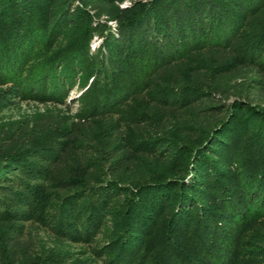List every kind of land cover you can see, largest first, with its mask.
I'll return each instance as SVG.
<instances>
[{
	"label": "trees",
	"instance_id": "trees-1",
	"mask_svg": "<svg viewBox=\"0 0 264 264\" xmlns=\"http://www.w3.org/2000/svg\"><path fill=\"white\" fill-rule=\"evenodd\" d=\"M121 1L0 0V70L6 74L1 76L9 72L16 75L28 54L40 45L47 46L63 26L75 27L82 19L85 30L99 32L102 17L116 22V27H108L102 35L106 43L98 75H104L107 86L97 93L94 107L85 118L56 128V138L50 140L48 135L47 143L38 140L19 144L18 135L0 133V264L58 263L55 255L41 253L46 249L37 234L27 232L25 220L39 222L55 238L67 242L95 239L105 223L111 222L110 240L99 251L107 263L100 264H209L214 260L235 264L241 256L233 231L235 221L264 216V0H132L129 6L120 7ZM83 51L76 47L49 64L64 63L60 70H50L47 65L40 69V81L49 80L54 85L46 88L49 98L54 99L59 84L71 80V70L77 68L76 56ZM104 63L109 64L108 74H101ZM197 64L202 71L209 67L210 77L214 73V78L224 83L215 91L207 87L198 91L192 81L198 77ZM203 76L199 79L204 81ZM151 77L155 80L148 81ZM150 85L159 88L147 90L148 100L166 118L171 112L172 117H178L182 112L179 109L199 104L196 114L206 116L205 122L212 124L209 131L202 129L199 134L206 132V136L214 137L209 143H217L221 154L236 153L243 144L238 152L244 151L247 160L235 168L212 164L208 158L203 161L205 156L197 152L186 183L187 189L208 185L220 196L216 202L223 204L227 215L213 208L214 202L208 199L201 201L202 207L190 200L182 206L166 203L167 190L159 186L150 188L151 195L143 199V206L139 205L142 211L128 205L123 217L110 221L105 200L119 190L114 185L99 184L95 180L97 172L85 160L91 146L96 144L97 148L99 143L90 135L93 120L112 114V108L129 101L127 95ZM164 146L160 144V150ZM175 148L167 149L165 155L173 156ZM157 178L164 179L159 176L152 180ZM49 182L69 192L59 205L60 212H48L42 218L40 200ZM196 193L200 196V190ZM167 206L172 207L174 228L185 226L183 236L197 253H187L173 241L163 239L164 235L156 245L147 242L144 246L145 241L137 238L133 229L137 216L141 215L140 223L147 226L148 215L161 213ZM201 216L219 224L220 233L205 231L207 223ZM226 216L234 224L228 231L221 228L219 219L226 220ZM39 217L45 218L43 222L35 220ZM123 223L131 229L121 234ZM13 224L20 226L12 229ZM258 242L254 243L258 247L254 252L264 256V244ZM159 248L150 263L143 262L151 250Z\"/></svg>",
	"mask_w": 264,
	"mask_h": 264
},
{
	"label": "rangeland",
	"instance_id": "rangeland-1",
	"mask_svg": "<svg viewBox=\"0 0 264 264\" xmlns=\"http://www.w3.org/2000/svg\"><path fill=\"white\" fill-rule=\"evenodd\" d=\"M131 1L122 0L120 7L129 6ZM81 20L75 27L67 29L63 26L47 46L40 45L33 49L19 66L16 75L10 72L7 76H1L0 74V133L18 135L21 140L20 143L17 140L19 144L23 142L31 143V141L32 144L38 143V140L47 143L48 139L56 138V132H54L56 128L67 127L71 122H77L85 118L93 109L97 93L105 90L107 86L104 82V75H98L99 58L101 52L105 50L106 43L102 35L106 33L108 27H116V22L102 17L100 20L104 22V25L102 24L100 26L102 29L96 32L95 30H85L84 22H80ZM76 47L84 50L81 53L78 52L79 54L76 56L80 64L78 60H75L77 68L71 70V80L59 84L60 87L58 86L54 99L49 98L47 96L48 89L46 88H51L54 85L49 80L40 81L43 80L39 76L40 69L45 65L50 70H60L59 66L62 69L64 63L58 62L56 65H52L53 67L49 64L54 63L55 60L65 56L68 52L71 53ZM105 63L101 66V74H108L106 70L109 68V64ZM199 67L200 65L197 64V79L192 80L197 85L198 91H203L204 87H207L210 91H215L219 84L224 83L221 78H214V73L211 74L212 78L210 77L209 67L202 68L201 66L203 71ZM174 71L177 72V70ZM182 72L186 73L187 69H183ZM0 73L5 74V71L0 70ZM46 75L49 74L45 73ZM201 75H204V81L199 79ZM151 79L155 80L154 77H151L148 81H151ZM200 81L204 86L200 84ZM39 84L41 85L38 86ZM157 88H159L158 85L143 86L141 91H133L127 95L129 101L126 100L121 106L120 104L116 105V109L112 108V114L93 120L95 126L90 135L94 136L99 143L97 148H95L96 144L91 146L89 155L85 160L89 167L97 172L95 180L99 184L104 187L107 184L114 185L119 190L105 200V209L111 214L110 221L118 216L123 217L128 205L142 211L143 199L149 198L148 196L151 195L150 188L159 186L167 190L164 192V194L168 193L169 195L165 196L166 203L182 206L190 200L195 205L198 204L197 206L202 207L201 201L208 199L214 202L213 208L222 215H227L225 213L228 210L223 204L217 203L220 196L218 197L216 193L211 192L207 188L208 185L203 188L198 185L197 188L187 189L186 183L191 177L193 157L198 155L197 152L201 151V154L203 153L205 156L203 161L208 158L212 164L235 168L237 164L245 159L244 151L238 152L243 144H241V147L239 145L240 148L236 149V153L231 155L221 154L217 150V143H209L214 137L206 136V132L199 134L202 129L209 131L212 126L209 122H205L206 116L202 118L204 115L196 114L197 108L201 106L198 104L197 106L184 107L179 109V111H182L180 116L172 117L171 115L174 113L171 112L170 118H166V114L158 112L148 100L150 95L147 90L155 91ZM62 90L64 91L62 92ZM120 99L122 101V97ZM130 115L134 117L133 120L129 119ZM188 124L190 127L185 126ZM191 139L195 140V143H190ZM154 140L156 144H153ZM160 144H165L161 150L159 148ZM174 147H177L174 155L166 156L167 149ZM212 151L220 153L219 158L212 156ZM225 159H228V162L224 163ZM71 160H74L73 155H71ZM159 176L164 177V179L152 180ZM146 184L148 186L145 187ZM54 185L49 182L41 196L42 218L48 212H60L62 209L59 205L62 203L63 198L65 200V194L69 192L68 190H60ZM128 190L131 192H128ZM197 190H200V196L196 193ZM236 193L238 197L239 192L236 191ZM140 204L141 206H139ZM169 207L165 208L166 211L165 209L161 210V213L149 214L150 224L147 226L140 223L143 220L142 216H137L133 228L137 231V238L140 237L142 241H145L144 246L147 242L156 245L157 239L161 240L164 235L163 239L167 238V240L173 241L187 253H197L194 245L188 243L183 236L185 226H176L175 228H178L176 232L175 225L173 226L176 220L171 221L172 207ZM204 217L201 216V219H204ZM219 219L220 224H222L221 228H226L225 231L234 226L231 218L227 216L226 220ZM35 220L43 222L40 217ZM243 220L244 222H242ZM243 220L237 219L233 228L234 233H236L237 250H241V256L235 264H264V256L254 252L258 250L254 243L259 241V244H264V216L252 220ZM201 221L207 223L205 231L209 230L210 234L213 231L214 235L220 233L219 224L216 225L214 220L211 219L207 222L204 219ZM24 224L28 225L27 232L34 236L37 234L41 239L43 249H46L41 253L55 255L58 258L57 264L107 263L99 251L106 248V244L110 240L111 222L110 224L109 222L105 223L107 226L104 227L103 232H100V236L85 242L58 240L47 227L45 229L43 225L34 220H25ZM19 226L13 224L12 229L19 228ZM126 226L125 223L120 226L119 232L123 231L121 234L131 229ZM197 237H200V235ZM153 250L143 260L144 263H150L152 261L150 258L157 256L160 248ZM4 252L7 251L4 249ZM214 261L209 264H223L218 263V260Z\"/></svg>",
	"mask_w": 264,
	"mask_h": 264
}]
</instances>
